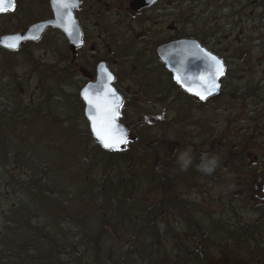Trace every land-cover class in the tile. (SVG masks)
<instances>
[{"label": "trees", "instance_id": "16d2710c", "mask_svg": "<svg viewBox=\"0 0 264 264\" xmlns=\"http://www.w3.org/2000/svg\"><path fill=\"white\" fill-rule=\"evenodd\" d=\"M67 57L46 67L53 71L48 72V77L57 83L69 84L77 73L67 63ZM40 89L38 91L47 99L50 86L44 84ZM74 97L79 114L76 108L71 111L74 103L71 109L68 106L61 109L53 102L49 105L45 99L38 101L37 96L32 98L35 102L31 109L25 105L4 112V107L0 109V169L16 168L26 173L24 178L15 179L8 174L3 177L0 170V196L6 190L19 199L4 213V230L11 233L4 235L0 231V239L5 241L2 245L6 244L4 248L0 245L1 264L11 261L17 264H91L82 262V255L77 252L81 248L85 251L91 248L96 262H99L100 249L111 254L114 251L118 255L116 264H156L160 258L167 264H212L221 258L230 264H264V197L259 185L264 180V172L242 169L250 160L246 156L248 150L239 146L224 152L212 149L206 152L209 158L217 157L218 165H224L225 169L219 171L215 167L211 174L204 173L205 178L222 180L223 189L240 193L238 196L233 192L221 196L220 189H217L215 197L210 195L215 207L206 209L204 198L199 201L196 196L187 198L193 189L188 180H192L195 174L188 167H182L184 164L177 167V171L173 170L172 162L165 161L170 155L166 151L160 152L162 139L158 135L155 152L152 150L154 146L144 150L146 133L134 137L133 145L130 141L119 150L104 151L88 128L81 131L76 128L74 121L83 116V104L77 96ZM60 109L65 114L59 112ZM38 123H44L50 129L54 125L58 127L56 132L59 137L65 135L63 140L69 141L70 136H75L77 149L65 154L61 161H55L49 149L58 147L56 141L51 138L47 142L33 136L43 135L46 130L28 132ZM139 139L140 143H136ZM231 157L234 161L228 162ZM67 158H72L75 171L85 184L82 189L87 192L96 190L94 206L87 201L80 202V195L74 189L63 192V182L52 178L56 172L68 170L69 166L64 164L69 161ZM256 159L264 165V161L260 162L264 155L257 154ZM114 163L120 166L124 163L119 172L126 168V175H111ZM233 165L237 167L232 169ZM94 170L104 172L100 181L91 175ZM254 177L259 182L251 188L250 179L254 180ZM77 180L75 176L74 182ZM5 182L12 186H2L1 183ZM217 195L228 197L229 204L218 201ZM22 198L25 200H20ZM104 205L109 209L100 213ZM243 205L257 206L255 219L240 217L239 210ZM69 224H74L79 231L76 236L68 237L63 232V226ZM161 238L164 244L165 241L170 244L171 260L164 254L166 250L158 247ZM108 241V245L102 247L101 242L106 244Z\"/></svg>", "mask_w": 264, "mask_h": 264}, {"label": "rangeland", "instance_id": "374dc122", "mask_svg": "<svg viewBox=\"0 0 264 264\" xmlns=\"http://www.w3.org/2000/svg\"><path fill=\"white\" fill-rule=\"evenodd\" d=\"M22 4H19L12 19L7 16H0V31L12 33L17 29L25 28L28 24L46 15V11L42 5L35 2L28 4V0H24ZM218 6L219 9L214 8V10H218V16L224 17L226 22L224 25L226 39L223 45L228 49L235 46L239 54L238 59L228 60L229 72H226V76L221 81L226 87V98L224 100L223 97L220 98V105L215 104L218 98L214 97L210 101L203 102L201 105L197 106L196 104L180 105L182 104L181 101L186 102V98L181 97V99L179 97L177 107L178 113L175 122L173 121L165 124L150 122V120L145 119L146 121L142 120L140 123L137 119H132L133 123L128 125L130 130L136 135L135 137H141L143 133L147 134L143 145L145 147L144 150L152 148V146L155 145V140L158 135L159 138L162 139L160 152L163 153V151H166L170 155L165 158V161L172 162L174 171H177V167H181L184 164L181 160V156L185 152L182 151L188 150L187 152L190 153L191 157L188 169L193 171L195 177L192 180H188V183L192 186L191 188H193V193L189 192L187 198L191 199L196 196L197 201L204 198V207L206 209L215 207L213 203L214 200L211 199L212 197L210 195L215 197L217 189H220L221 196L224 195V193L229 196L231 195L230 192H233L232 190L226 191L225 188H222L225 186L222 180H219V182L205 178L204 172L199 170L203 162L201 158L206 152H211V149L214 152H224L226 150H234L235 147L238 148L240 146L248 150L246 156L250 158L247 163L248 165L242 169L246 171L252 170L253 172H255L254 168L259 166H252L251 164L260 165L256 159V155H264V0H221ZM198 12L199 11H196L195 14ZM112 19L113 15H111V20ZM111 27V32L113 34L116 27L115 25ZM64 56H68L67 63H69L67 45L63 41L60 33L56 30L47 31L40 42L16 54H5L0 52V109L3 107L5 108L2 109V112L9 109L15 110L19 105L29 106L31 109L35 102L32 100L33 96H37V100L45 99L49 105H52L53 102L61 109L63 106H68L71 109L72 103L75 104L74 96L78 97V90L82 84L80 74L77 72L76 75L72 77L69 84L66 82L59 83V81L57 83V80L48 77V72L53 71L49 67V69H46L47 66L60 62ZM116 73L125 75L128 72ZM44 84L47 87L50 86L51 93L48 92L47 99L38 91L41 90V85L44 86ZM45 91H48V88H45ZM254 92H256V95ZM256 96L262 97L258 103L255 99ZM76 106L75 104L71 111H74L76 108V113L79 114L80 109L78 110ZM39 108L40 107H38V109ZM61 109L59 112L65 114V111H61ZM34 110H37V108ZM138 111L139 110L136 111V109L133 110L135 113ZM140 111L146 114L149 113V117H152V114L158 112L156 109H151L149 106H144ZM29 112L31 113V111ZM130 112V109L125 110L127 114ZM74 122L79 131L88 128L82 115L77 117ZM158 124L160 126H158ZM34 129L35 133L44 130H46V132L43 135L33 136L42 138L44 141L48 140L47 142H49L51 138H53V142L56 141L55 145L58 147L49 149V153L54 157L55 161H61L65 154H70L71 151L77 149L76 145H74L77 141L76 137L70 136L69 141L63 140L65 135L59 137L60 135L58 136L56 132L58 127H55V125L53 129H50L48 125L38 123V125L30 127L28 132L32 134ZM33 136L31 139L34 141ZM137 142L140 143V139L136 141V143ZM133 144H135V140L132 139L131 145ZM154 149L155 146L152 150L154 151ZM30 150H32V147ZM49 153L48 157H50ZM161 156L160 154V159ZM67 159L69 161H66L64 164L69 166V168H67L68 170L63 169L58 171L52 175V178L59 182H63L61 189L63 192H66L68 189H74L78 191L80 195L78 196L80 202L84 204V202L87 201L91 206H94L93 194L96 193V190H88L87 192L82 189L85 187V184L78 176V171H75L72 158ZM185 159L188 158L185 157ZM263 161L264 159L260 160L261 163ZM62 164L63 163H61V165ZM123 166L124 163L121 166L114 163V170L111 175H120V173L126 175V168H124V172H119ZM182 167H184V165ZM0 170L3 177H6L7 174L9 176H14L15 179L24 178V176H26V173H21L17 171L16 168L9 170L5 167H1ZM103 174V171L98 170H94L91 173L94 178H98V181H100V177H102ZM75 176L78 178L76 182H74ZM72 177H74V179L71 183ZM252 181L253 178L250 179L251 188H253L251 184ZM1 184L4 186L9 183L5 182ZM11 186L12 185L9 184L8 187L10 188ZM2 190H4V188H2ZM1 194L0 231H3L4 235H9L11 232L4 230L6 226V214L4 215V213L8 212L19 199L6 190ZM233 195L238 196L240 193L233 192ZM217 196L218 201H225L226 204H229L230 200L228 197ZM20 200H25V198ZM243 206L244 207L239 210L242 214L240 217L250 220L255 219L254 212L257 206ZM103 207L104 208L99 210L100 213H104L105 209H109V207L105 205ZM98 208L99 207H97V209ZM73 226L74 224L63 226V232L68 237L76 236L79 233ZM161 228H164V225H162ZM93 231L94 230H92V233ZM3 242H5L4 239H0L2 248L6 246V244L2 245ZM160 242L162 243H158V247L162 250H166L164 254L171 260L173 254L170 252V244L167 241H165L164 244L163 238H161ZM108 243L109 241L106 242V244L101 242V245L102 247H106ZM77 252L79 255H82L83 263L116 264L115 262H118V255L114 251L111 254V252L105 249H100V254L98 256L99 262L94 261L92 258L93 254L91 248L86 251L81 248L80 251L77 250ZM160 257H164V255ZM1 263L2 262H0V264ZM8 264L17 263L11 261ZM125 264L132 263L126 262ZM156 264L167 263L164 259L160 258ZM212 264H230V262L221 258L217 263Z\"/></svg>", "mask_w": 264, "mask_h": 264}, {"label": "flooded vegetation", "instance_id": "af4514ba", "mask_svg": "<svg viewBox=\"0 0 264 264\" xmlns=\"http://www.w3.org/2000/svg\"><path fill=\"white\" fill-rule=\"evenodd\" d=\"M50 1L28 0V4L35 2L46 11V15L37 21L53 18ZM220 1L152 0L145 7L133 9L130 5L132 0H78V7L73 8L72 13L79 28L81 45L76 49L74 58L69 54V64L74 67L73 72L80 74V88L87 81L95 80L97 66L103 63L114 75L113 86L121 96L119 121L127 126L133 123L132 119H137L140 123L145 119L165 124L175 121L179 97L186 98V102L181 101L180 105L199 106L214 97L218 98L215 104L220 105V98H226V87L223 84H220L217 94L212 98L200 101L173 82L169 69L158 53L161 47L172 42L190 40L196 42L203 51L221 60L224 72H229L228 60L238 59L239 54L235 46L228 49L223 45L226 39L225 18L219 17L218 10H214L219 9ZM23 2L24 0H15V10L1 13L0 16L12 19L19 4ZM196 11L199 12L195 14ZM114 25L116 29L112 34L111 26ZM25 28L14 32L24 31ZM49 30L58 31L66 45L68 44L62 31L50 27L44 34ZM3 34L6 32L0 31V35ZM34 44L36 43H22L16 51L0 48V52L16 54ZM116 72L128 73L121 75ZM255 99L258 103L262 97L256 96ZM144 106L158 112L149 117V113L140 111ZM126 109L131 112L125 113ZM135 109L139 111L133 112ZM131 135L132 139L136 136L132 131ZM233 161L231 157L228 162ZM252 166H259L254 171L264 172V165ZM216 167L219 171L225 169L221 164ZM236 167L233 165L232 169Z\"/></svg>", "mask_w": 264, "mask_h": 264}, {"label": "water", "instance_id": "95a60500", "mask_svg": "<svg viewBox=\"0 0 264 264\" xmlns=\"http://www.w3.org/2000/svg\"><path fill=\"white\" fill-rule=\"evenodd\" d=\"M151 2L152 0H132L130 5L133 9H139L141 7H145L149 5ZM50 6H51L52 13H53L52 19L42 20V21H37L35 23H32L24 31L0 35V41H7V38L17 36V35L24 38L19 42L18 47L14 50L4 47L2 45H0V48L10 50V51H15L19 48V46L22 43L39 41L41 37L43 36V34L45 33L46 29L49 27H52V28L59 29L60 31L63 32V34L65 35L68 41V50L72 58H74L76 49L81 45V36H80L79 28L76 25V22L74 26L69 25V31L71 32V35H69V32H66L63 27L57 26L60 22L57 21L56 19L55 8L51 1H50ZM10 11L11 10L7 12H10ZM72 16H73V13H72ZM158 53L160 55L161 60L165 63L166 67L169 69L170 74L175 84H177L179 87H181L183 90H185L189 94L200 99L198 96L195 95V92L203 91L206 83L210 81L212 78L214 69L212 66L213 62L210 60V56H213V55L208 52L203 51L202 49L199 48V45L196 42H193L190 40H179L176 42H172L168 45L161 47L158 50ZM97 69L98 70L96 72L95 80L87 81L80 88L78 92V97L84 105L83 115H84L85 120L88 123V128L91 133V136L98 143L101 149L105 151H112L110 149H105L96 139V136L93 133L92 128H91V121L89 119V113L91 109L89 108V105L87 104L83 96V92L85 89L88 90V93L90 96H95V95L102 96L103 92L100 91V85L102 83H105L107 87H111L115 90V88L113 87V81H114L113 73L109 72L107 70V67L103 63H99V65L97 66ZM108 74H111V76L113 77L111 81L107 80ZM177 76H179L181 79L180 83L177 82V79H176ZM222 76L223 75L216 77V81H215L216 84L219 85V81ZM189 87L193 89L192 92H189L187 90ZM216 92H217V89L213 91L210 95H208L207 98L213 96ZM116 94L120 98V103H121V96L117 92ZM116 123L126 133L127 141H128L130 138L128 127L125 124L120 123L119 120H117ZM123 146L124 145H121V147ZM262 193L264 195V185L262 186Z\"/></svg>", "mask_w": 264, "mask_h": 264}, {"label": "snow or ice", "instance_id": "6c2138e0", "mask_svg": "<svg viewBox=\"0 0 264 264\" xmlns=\"http://www.w3.org/2000/svg\"><path fill=\"white\" fill-rule=\"evenodd\" d=\"M55 8V16L60 23L57 26L63 27L66 32L69 31V25L75 24L74 17L72 16V9L78 7V0H51ZM15 10V0H0V13ZM24 39L21 36H13L7 38V41H0V45L9 49H16L19 42ZM213 62L212 66L214 72L212 78L208 81L203 91H196L195 95L201 100L207 99V96L215 91L219 86L216 84V77L224 74V68L221 61L215 56H210ZM113 77L108 74L107 80L111 81ZM177 82L180 83L179 76L176 77ZM192 92V88L187 89ZM100 91L103 95L90 96L88 90L85 89L83 96L89 108V119L91 121V128L99 143L105 148L110 150H119L121 145H126L127 135L116 123L120 116V98L117 96L115 90L107 87L105 83L100 85Z\"/></svg>", "mask_w": 264, "mask_h": 264}, {"label": "clouds", "instance_id": "9594fccd", "mask_svg": "<svg viewBox=\"0 0 264 264\" xmlns=\"http://www.w3.org/2000/svg\"><path fill=\"white\" fill-rule=\"evenodd\" d=\"M185 157H187L188 159H185ZM202 163L199 167V170L204 172L205 174H211L212 171H214L215 167L218 166V158L215 156H212L211 158H209L206 154L204 156H202ZM181 160L184 162V168L186 169L189 164H190V153L189 152H185L182 156H181Z\"/></svg>", "mask_w": 264, "mask_h": 264}]
</instances>
